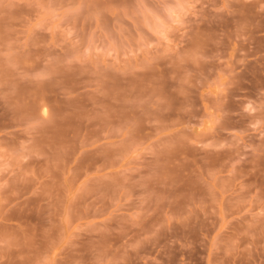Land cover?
I'll list each match as a JSON object with an SVG mask.
<instances>
[{
  "label": "rangeland",
  "instance_id": "374dc122",
  "mask_svg": "<svg viewBox=\"0 0 264 264\" xmlns=\"http://www.w3.org/2000/svg\"><path fill=\"white\" fill-rule=\"evenodd\" d=\"M0 264H264V0H0Z\"/></svg>",
  "mask_w": 264,
  "mask_h": 264
}]
</instances>
